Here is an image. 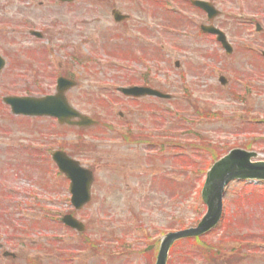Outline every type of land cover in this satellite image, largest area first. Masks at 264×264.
I'll use <instances>...</instances> for the list:
<instances>
[{
  "label": "rangeland",
  "instance_id": "374dc122",
  "mask_svg": "<svg viewBox=\"0 0 264 264\" xmlns=\"http://www.w3.org/2000/svg\"><path fill=\"white\" fill-rule=\"evenodd\" d=\"M120 1L121 10L135 21L142 11L155 13L148 20L154 33L150 48L129 39L139 29L114 28L96 2L83 0L58 7L56 31L41 44L27 36L0 39L6 61L0 100L50 90L56 76L71 75L77 85L67 93L68 102L100 123L80 130L49 119H19L0 101V244L17 257L12 263L0 255V264H26L28 259L38 264L154 262L153 252L146 257L136 251L159 243L168 232L196 226L205 215L199 191L213 158L241 149L256 153L254 162L264 161V34L254 29L255 23L264 29V15L218 19L215 25L232 47L228 56L199 35L202 21L179 22V16L163 15L160 4ZM168 7L183 12L175 3ZM121 32L123 41L116 35ZM48 39L65 49L55 51ZM30 47L38 54L25 60ZM144 76L149 87L172 100L132 103L116 92L139 85ZM219 77L226 78L225 87ZM236 93L245 103L235 102ZM158 127L165 140L163 154L121 139L130 131L140 135ZM175 142L180 146L173 147ZM56 149L93 173L92 200L75 215L85 224V235L108 242L126 239V248L133 250L114 258L104 251L95 254L84 249L75 232L56 225L53 220L69 209L66 182L51 161ZM225 192L220 226L199 242L175 244L168 264H264V184L231 183ZM55 236L62 243L51 241Z\"/></svg>",
  "mask_w": 264,
  "mask_h": 264
},
{
  "label": "flooded vegetation",
  "instance_id": "af4514ba",
  "mask_svg": "<svg viewBox=\"0 0 264 264\" xmlns=\"http://www.w3.org/2000/svg\"><path fill=\"white\" fill-rule=\"evenodd\" d=\"M94 1L96 2L99 10V14H101L104 18H109V23L114 28H121L122 32L124 29L132 30L139 29L136 38H132L129 35V39L131 40H139L141 41L142 47L150 48L152 44L151 41L154 40L153 26L148 23L149 19L155 15L152 10L142 11L141 16L138 20H134L132 15L127 12H123L121 10V1L120 0H83V2ZM142 2H148L151 6L152 3H159L161 6L168 3H176L178 7L180 6L181 11H173V12H162L163 15L167 13L166 16L174 15L179 16V22H190V21H203V24L212 26L214 23L218 21V19L222 18H233V17H244V16H254V15H264V0H141ZM75 0H71V2H62L58 0H0V39H5L7 34L12 37H23L27 36L28 39H34L41 44L43 40H46L45 37L49 34H54L56 31L57 25V16L56 11L58 7L71 8L72 4ZM200 3H204L208 8L211 9V17H209V13L202 9L199 6ZM85 7V4H84ZM151 9V8H150ZM85 10V9H84ZM187 11H192L193 14H188ZM179 13H181L179 15ZM212 20V22H208V20ZM217 19V20H216ZM104 24V23H103ZM215 26V25H214ZM217 27V26H216ZM104 29H108L107 25ZM102 29V30H104ZM262 31V30H261ZM121 34L116 33L119 41H123L124 37ZM142 37L141 40L139 37ZM214 38V37H213ZM108 37L103 36L102 40H107ZM26 41V39L24 38ZM48 43L53 44V49L56 51H60V49L64 48V46H60L58 40L55 39V42L51 39L47 40ZM87 43V40L84 42ZM32 50V51H30ZM40 53V52H39ZM33 54H38L35 51L34 47L26 48L25 50V60H29V58L35 56ZM28 58V59H27ZM6 65V63H5ZM26 72H30L29 69L24 70ZM68 76V75H66ZM63 78L60 74L56 76L53 86H50V90H43L41 94L48 95L53 94L55 91V87L57 84V79ZM66 79L74 80L70 75ZM149 79V78H148ZM141 86H145V82L140 80ZM149 85V82H146ZM150 88V87H149ZM153 89V87H151ZM148 97L140 98L143 100ZM151 98V97H150ZM148 98V99H150ZM128 102L139 103L140 100L132 99V98H124ZM2 101V99L0 100ZM112 128V127H111ZM122 140H124L122 138ZM145 139H141L142 143L145 142ZM141 143V144H142ZM149 146V144H148Z\"/></svg>",
  "mask_w": 264,
  "mask_h": 264
},
{
  "label": "water",
  "instance_id": "95a60500",
  "mask_svg": "<svg viewBox=\"0 0 264 264\" xmlns=\"http://www.w3.org/2000/svg\"><path fill=\"white\" fill-rule=\"evenodd\" d=\"M207 33H214L218 35V41L222 43V46L227 49L226 41H224L223 36L211 28H201ZM220 82L223 83V80L220 79ZM70 84H67L66 81L60 82L58 87V95L54 98H44L43 100H28V99H8L6 103L11 106L13 114L16 115H39V116H56L59 124L67 123L72 125L69 122L72 118H78L79 121L76 122V125L81 127H86L87 125H93L95 122L89 118L82 117L77 113L73 112L67 106L65 98L63 97L64 90L70 87ZM126 96L140 97L142 95H153L157 98L169 97L158 94L147 89H129V90H120ZM62 111V112H61ZM65 111V112H64ZM65 113V114H63ZM61 160L57 161V165L60 168L61 172L65 174L71 180L70 191L73 195L74 202L77 203V209L81 205L86 203L89 199L87 197L90 182L92 176L89 172L81 169L75 162L65 159L62 154ZM255 155L246 153L243 151H232L228 156L219 160L207 173L204 187L201 191L202 201L205 203L207 210L206 216L199 222L197 228L188 229L187 231L178 232L176 234H168L163 240L160 251L157 255L156 264H165L166 255L169 249V246L176 240L180 238H189V237H199V235L208 233L211 229L217 226L220 218L222 216V197L223 190L231 181H240V180H258L264 181V163H254L252 164L250 160L254 158ZM65 226L75 229L79 232L83 231L82 226L77 223L72 218L66 217L63 219Z\"/></svg>",
  "mask_w": 264,
  "mask_h": 264
}]
</instances>
